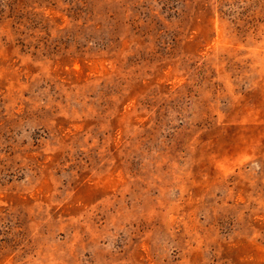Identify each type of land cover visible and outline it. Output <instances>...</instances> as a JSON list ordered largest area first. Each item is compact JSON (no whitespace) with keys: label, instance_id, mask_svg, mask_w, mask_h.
Masks as SVG:
<instances>
[{"label":"rangeland","instance_id":"obj_1","mask_svg":"<svg viewBox=\"0 0 264 264\" xmlns=\"http://www.w3.org/2000/svg\"><path fill=\"white\" fill-rule=\"evenodd\" d=\"M0 264H264V0H0Z\"/></svg>","mask_w":264,"mask_h":264}]
</instances>
